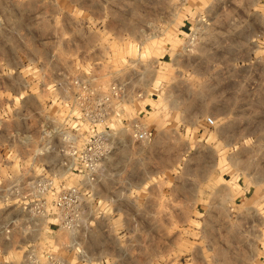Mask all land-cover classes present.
Returning a JSON list of instances; mask_svg holds the SVG:
<instances>
[{"label":"rangeland","instance_id":"1","mask_svg":"<svg viewBox=\"0 0 264 264\" xmlns=\"http://www.w3.org/2000/svg\"><path fill=\"white\" fill-rule=\"evenodd\" d=\"M214 1L0 0V78L52 72L59 76L39 83L48 91L42 98L41 118L56 114L64 121L68 77H88L104 86L126 77L145 90L156 77L151 92L161 94L157 107L167 110L147 114L144 121L156 129L173 124L174 137L180 140L172 148V160L158 163L145 158L140 166L147 170L158 166L172 178L175 190L184 188V182L196 190V179L204 176L200 186L214 202L227 204L221 195L229 190L238 199L248 194L246 200H238L246 201L239 210H208L198 214L201 222L124 228L119 246L126 251L127 264H132L133 249L137 264H264V66L197 67L194 60L186 72L181 66L182 54L186 55L179 34L182 14L202 11ZM238 1L220 0L226 10ZM167 47L176 52L169 62L163 60ZM4 86L0 80L2 105ZM186 94L197 112L189 121L182 111ZM212 115L216 122L210 125L206 118ZM9 117L0 113L2 133ZM141 143L137 152L148 148V142ZM126 165L128 172L132 165ZM14 166L30 176L39 172L37 163ZM67 178V184L80 182L78 175ZM123 180L127 179L101 177L93 188L115 189ZM173 215L177 218L182 212ZM107 241L111 244V238Z\"/></svg>","mask_w":264,"mask_h":264},{"label":"crops","instance_id":"2","mask_svg":"<svg viewBox=\"0 0 264 264\" xmlns=\"http://www.w3.org/2000/svg\"><path fill=\"white\" fill-rule=\"evenodd\" d=\"M217 1H214L210 6L205 5L206 8L203 7L205 9L202 11L182 14L179 34L183 39V44L192 31L197 32L200 37V43L195 48L197 49L195 53L182 54L181 66L184 72L192 65L193 60L197 67L200 65L235 67L237 63L245 67L264 66V0H239L237 3L230 4L228 10L225 9L224 3L220 0ZM171 49L172 47H167L163 52L165 62L172 61L175 57L176 52ZM58 77L52 72L49 76L39 73L36 76L9 74L0 78L2 82H5V104L0 103V113L4 112L7 117L8 113L11 115L7 119L4 133L0 127V180H5L6 173L12 174L15 178L32 179L55 171L56 168L53 166L52 160L57 158L56 154H37V140L40 136V113L44 106L42 98L44 93L48 92L46 85L42 86L39 83L41 81L50 83L56 81ZM155 81L156 77L149 80L148 85H151L149 90H145L138 84L144 97L131 106H122L121 114L123 116L133 114L135 115L133 117H140L144 120V116L147 114L156 115L160 113V110L163 113L167 110L165 107L163 109L161 106L157 107L158 103L160 105L161 94L151 92ZM188 97V94L182 96L183 101H186L183 102L184 109L182 111L185 112L186 120L189 121L196 116L197 112L191 108ZM208 117H212L216 122L214 115ZM158 126L157 129L156 126H151L154 132L151 139L147 141L148 148L145 152H137L140 150L141 142L135 143L126 137L113 162L108 164L104 180L114 178L127 180H123L121 185L116 186L115 189L108 185V187L98 190L93 186L90 189L93 192L91 195L93 199L90 202L86 198L88 201L86 206L95 210V226L87 245L96 256L97 264H127L124 261L126 251H122L119 246L122 239L119 234L125 231L124 228L201 222L198 214L201 216L208 210L236 211L246 202L238 203V200H246L247 193L238 199L236 194L230 190L221 195L228 202L227 204L214 202L213 197L205 196V192L200 186V182L204 181V176H198L196 179V190L191 189L194 185H186L185 182L184 188L175 190L176 187L171 186L172 178L170 179L165 174L166 172H161L158 166L149 170L140 166L147 158L153 159V161L156 159L158 163L172 160V148L175 141L180 140L173 134L177 132V128L174 129L173 124H166V127ZM16 162L21 164L37 163L39 172L34 176L19 173V169L14 166ZM126 164L132 165L128 172H126L128 168ZM3 169H6V172H3ZM64 179L59 180L60 184L70 185L66 182L68 178ZM107 183L109 184V181ZM218 194L211 193L210 195ZM4 208L0 206V219L7 215ZM174 211L182 212V215L178 216L179 219L178 217L174 218ZM233 233L236 234L235 230ZM108 238H111V244H108ZM0 243L3 244L5 251V253H0V264H12V262L21 259L18 252L10 245L3 243L1 239ZM136 244L137 242L133 243V245ZM131 257L132 264H137V253L134 249ZM69 259L73 261L71 257Z\"/></svg>","mask_w":264,"mask_h":264},{"label":"built area","instance_id":"3","mask_svg":"<svg viewBox=\"0 0 264 264\" xmlns=\"http://www.w3.org/2000/svg\"><path fill=\"white\" fill-rule=\"evenodd\" d=\"M199 43V34L192 31L183 50L193 52ZM67 83L64 121L56 114H43L39 123L37 154H56L55 171L32 179L8 173L0 180V206L7 212L0 219V239L21 258L12 264H97L87 245L95 210L86 206V198L93 199L90 189L106 175L126 137L138 143L153 136L142 118L121 114L122 106L143 98L131 78L118 77L104 86L88 77L71 76ZM207 121L215 124L212 117ZM75 174L81 176L80 183L60 184ZM3 248L0 243L1 254Z\"/></svg>","mask_w":264,"mask_h":264}]
</instances>
